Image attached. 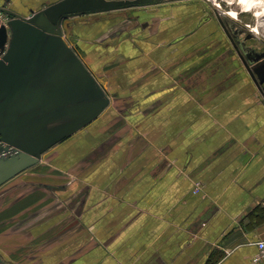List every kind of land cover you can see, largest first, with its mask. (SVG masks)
Instances as JSON below:
<instances>
[{
    "label": "crops",
    "instance_id": "obj_1",
    "mask_svg": "<svg viewBox=\"0 0 264 264\" xmlns=\"http://www.w3.org/2000/svg\"><path fill=\"white\" fill-rule=\"evenodd\" d=\"M51 1L7 0L0 141L23 155L0 164V264L84 240L78 264H254L264 44L211 55L174 17L135 36Z\"/></svg>",
    "mask_w": 264,
    "mask_h": 264
},
{
    "label": "rangeland",
    "instance_id": "obj_2",
    "mask_svg": "<svg viewBox=\"0 0 264 264\" xmlns=\"http://www.w3.org/2000/svg\"><path fill=\"white\" fill-rule=\"evenodd\" d=\"M65 0H52L51 4H60ZM95 3H116L119 8L114 10H106L101 12H93L84 14V22H92L94 20H111L117 26V32H129L135 28L137 36L142 28L148 24L156 25L160 20L176 18V21L171 27L172 32H182L185 28L200 27L195 34L199 43L204 44L205 41L210 42L211 55L217 54L224 50L223 45L228 44L230 47V38L223 31V24L234 31L241 40L244 47L246 41L253 45L252 51H256L257 46L264 44V0H256L259 2L253 10H247L243 6V0H84ZM48 2L45 5H49ZM7 5V6H6ZM7 7L9 10L7 0H0V8ZM64 12L61 11L60 14ZM59 14V13H58ZM64 14V13H63ZM15 15V14H14ZM7 19L1 16V26ZM126 30V31H125ZM184 34V32H183ZM171 35V33H170ZM176 36V35H175ZM174 36V37H175ZM128 37V35H126ZM173 36H169V39ZM229 39V40H228ZM248 39V40H247ZM216 49L214 50L216 46ZM204 46V45H203ZM227 47V48H229ZM201 53L208 51L206 48H200ZM205 49V50H204ZM204 50V51H203ZM230 52V50H225ZM234 53V50H233ZM221 66V65H220ZM220 66H218L220 68ZM45 162V161H44ZM196 192L197 188L195 189ZM59 241V238H58ZM96 244L94 240H84L83 244H73V249L69 251L70 245L53 255L55 259L52 264H68L72 261L73 264H78L84 259V248L86 244ZM64 247L66 245H63ZM62 246V247H63ZM49 248V246H42V250ZM83 248V249H82ZM87 248V247H86ZM12 264V263H10Z\"/></svg>",
    "mask_w": 264,
    "mask_h": 264
},
{
    "label": "water",
    "instance_id": "obj_3",
    "mask_svg": "<svg viewBox=\"0 0 264 264\" xmlns=\"http://www.w3.org/2000/svg\"><path fill=\"white\" fill-rule=\"evenodd\" d=\"M119 6L120 5L116 4V3H103V2L102 3H100V2L95 3L92 1H84V0H65L64 2L55 5L54 8L51 10L64 11L67 13L65 16L69 17V16L82 15V14H86V13L101 12V11H106V10H114L116 8H119ZM1 11L6 13L7 15H9L11 18H13V16H15L14 13H11L4 8H2ZM31 17H33V16H31ZM5 37H6V27L1 26V22H0V49L4 48V46H5V41L3 40V38H5ZM238 53L240 54V52H238ZM243 59H244V57H243ZM244 62L246 64V66L249 68V65L245 59H244ZM249 71H250L251 75L254 76V74L250 70V68H249ZM18 73L19 72H17L16 77L18 76ZM22 155H23V153H22ZM20 158H22V156ZM19 159H16V160H19ZM16 160H11V161H6V162H12V161H16ZM3 163H5V162H3ZM3 163H1V164H3Z\"/></svg>",
    "mask_w": 264,
    "mask_h": 264
},
{
    "label": "built area",
    "instance_id": "obj_4",
    "mask_svg": "<svg viewBox=\"0 0 264 264\" xmlns=\"http://www.w3.org/2000/svg\"><path fill=\"white\" fill-rule=\"evenodd\" d=\"M1 9L2 8H0V19L1 16H3V18L10 20L11 17L6 13L2 12ZM3 52V49H0V58L3 55ZM22 153L23 152L21 149L0 141V164L6 161L19 159L22 156ZM256 245L258 248V253L253 258V263L264 264V240L258 241Z\"/></svg>",
    "mask_w": 264,
    "mask_h": 264
},
{
    "label": "flooded vegetation",
    "instance_id": "obj_5",
    "mask_svg": "<svg viewBox=\"0 0 264 264\" xmlns=\"http://www.w3.org/2000/svg\"><path fill=\"white\" fill-rule=\"evenodd\" d=\"M222 26L225 29V34L233 42L235 51L240 52V54H242V52L247 53L248 51H249V53H251L250 50H248L247 48H245L243 45H240L239 44V38H238V36L234 33V31H232V29L230 27H228L226 24H223V23H222Z\"/></svg>",
    "mask_w": 264,
    "mask_h": 264
},
{
    "label": "bare ground",
    "instance_id": "obj_6",
    "mask_svg": "<svg viewBox=\"0 0 264 264\" xmlns=\"http://www.w3.org/2000/svg\"><path fill=\"white\" fill-rule=\"evenodd\" d=\"M242 3L247 10H253L257 5H259V2H256V0H243Z\"/></svg>",
    "mask_w": 264,
    "mask_h": 264
},
{
    "label": "trees",
    "instance_id": "obj_7",
    "mask_svg": "<svg viewBox=\"0 0 264 264\" xmlns=\"http://www.w3.org/2000/svg\"><path fill=\"white\" fill-rule=\"evenodd\" d=\"M212 262H213V261H209V264H213Z\"/></svg>",
    "mask_w": 264,
    "mask_h": 264
}]
</instances>
